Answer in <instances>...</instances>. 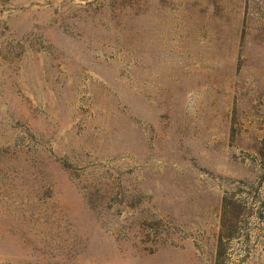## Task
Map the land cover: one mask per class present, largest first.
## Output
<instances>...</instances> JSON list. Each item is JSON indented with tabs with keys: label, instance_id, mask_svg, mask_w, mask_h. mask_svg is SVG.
I'll return each instance as SVG.
<instances>
[{
	"label": "rangeland",
	"instance_id": "obj_1",
	"mask_svg": "<svg viewBox=\"0 0 264 264\" xmlns=\"http://www.w3.org/2000/svg\"><path fill=\"white\" fill-rule=\"evenodd\" d=\"M264 0H0V264H264Z\"/></svg>",
	"mask_w": 264,
	"mask_h": 264
},
{
	"label": "trees",
	"instance_id": "obj_2",
	"mask_svg": "<svg viewBox=\"0 0 264 264\" xmlns=\"http://www.w3.org/2000/svg\"><path fill=\"white\" fill-rule=\"evenodd\" d=\"M263 147H264V142H263Z\"/></svg>",
	"mask_w": 264,
	"mask_h": 264
}]
</instances>
